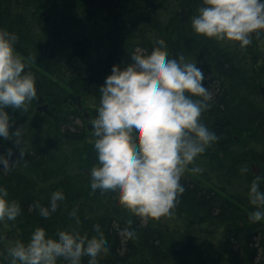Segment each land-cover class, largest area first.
Returning a JSON list of instances; mask_svg holds the SVG:
<instances>
[{
    "label": "trees",
    "instance_id": "16d2710c",
    "mask_svg": "<svg viewBox=\"0 0 264 264\" xmlns=\"http://www.w3.org/2000/svg\"><path fill=\"white\" fill-rule=\"evenodd\" d=\"M200 6L201 0H0V29L15 34V53L37 85L29 113L6 109L12 131L25 129V155L13 140H0V154L11 149L10 162L19 161L0 172V186L22 210L15 223L0 225V264H8V242L27 241L35 227L48 235L99 233L109 251L97 264H264V220L249 219L247 199L250 182L264 176V35L243 51L197 36L190 18ZM158 41L170 57L183 55L201 68L211 93L202 120L218 139L196 159L200 171L181 178L185 190L171 215L142 221L114 196L90 189V121L113 65L127 66ZM74 60L85 70L69 77ZM57 190L64 201L50 218L40 217L34 202L46 206Z\"/></svg>",
    "mask_w": 264,
    "mask_h": 264
},
{
    "label": "clouds",
    "instance_id": "9594fccd",
    "mask_svg": "<svg viewBox=\"0 0 264 264\" xmlns=\"http://www.w3.org/2000/svg\"><path fill=\"white\" fill-rule=\"evenodd\" d=\"M194 34L245 50L253 37L264 35V0H201L190 18ZM148 54H135L127 66L113 65L111 74L98 88L96 116L90 121L96 163L88 170L89 187L107 196L135 217L160 220L171 215L177 198L184 192L181 178L186 171L198 173L196 159L218 139L203 122L210 107L209 87L196 62L183 55L170 57L163 42ZM16 36L0 29V140H13L25 151L24 128L12 131L7 108L29 113L37 99V85L26 64L15 53ZM0 154V172L14 168ZM248 171L247 167L240 169ZM264 176L250 182L247 199L252 206L249 219L264 220ZM62 191L50 193L46 206L34 202L42 218H50L63 202ZM21 205L0 186V225L15 223ZM131 223V221H129ZM134 237V232L125 229ZM4 236L0 235V241ZM109 251L102 236L91 237L74 230H57L48 235L35 227L27 241L8 242V264H97Z\"/></svg>",
    "mask_w": 264,
    "mask_h": 264
},
{
    "label": "rangeland",
    "instance_id": "374dc122",
    "mask_svg": "<svg viewBox=\"0 0 264 264\" xmlns=\"http://www.w3.org/2000/svg\"><path fill=\"white\" fill-rule=\"evenodd\" d=\"M84 70H85L84 64L79 60H74L68 66L66 72L69 77H72V76H76L79 74H83ZM88 105L92 107V104H88ZM76 125H78V127H82V122L78 120V122H76Z\"/></svg>",
    "mask_w": 264,
    "mask_h": 264
},
{
    "label": "bare ground",
    "instance_id": "6f19581e",
    "mask_svg": "<svg viewBox=\"0 0 264 264\" xmlns=\"http://www.w3.org/2000/svg\"><path fill=\"white\" fill-rule=\"evenodd\" d=\"M45 110V109H44Z\"/></svg>",
    "mask_w": 264,
    "mask_h": 264
},
{
    "label": "flooded vegetation",
    "instance_id": "af4514ba",
    "mask_svg": "<svg viewBox=\"0 0 264 264\" xmlns=\"http://www.w3.org/2000/svg\"><path fill=\"white\" fill-rule=\"evenodd\" d=\"M255 37V36H254Z\"/></svg>",
    "mask_w": 264,
    "mask_h": 264
}]
</instances>
